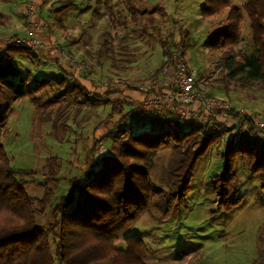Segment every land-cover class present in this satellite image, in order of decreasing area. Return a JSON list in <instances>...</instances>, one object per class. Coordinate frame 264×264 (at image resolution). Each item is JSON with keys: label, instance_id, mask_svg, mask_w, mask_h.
Returning <instances> with one entry per match:
<instances>
[{"label": "rangeland", "instance_id": "obj_1", "mask_svg": "<svg viewBox=\"0 0 264 264\" xmlns=\"http://www.w3.org/2000/svg\"><path fill=\"white\" fill-rule=\"evenodd\" d=\"M243 3L244 0L234 1L236 6ZM23 4L24 0H0V12L23 13L18 9ZM42 4L45 14L55 21L50 25L54 39L68 55L84 64L91 81L103 77L130 85L148 80L157 70L161 72L165 60L180 44L197 71L196 83L205 93L223 96L264 120V90L240 88L228 77L227 71L219 66L228 46L218 50L206 46L214 30L227 25L228 9L203 18L200 10L205 0H111V13L105 0H45ZM62 6L66 8L55 12ZM251 48V30L243 13L239 40L232 50L240 57ZM23 57L27 61L24 68L18 60L13 63L24 72L31 71L30 85L44 77H59L54 64L49 63L52 67L42 73L38 61ZM33 65L38 68L34 69ZM66 86L70 84L51 83L37 96L47 101L55 97L57 88ZM3 106L4 100L0 98V108ZM30 106L35 110L32 135L29 127L32 120L26 115ZM11 108L7 126L19 134L10 135L2 142L5 153L15 169L27 171L26 191L33 198L43 195L46 178L52 169L57 170L60 182L53 191L56 201L67 191L68 175L82 168L83 151L74 142L77 132L86 120L95 118L104 123L107 107L89 105L73 91L47 107L34 108L28 98H23ZM134 121L132 117L128 123ZM114 126L111 125L113 129ZM141 129H149V123L141 124ZM235 131H229L228 136ZM244 133L248 135L247 128ZM259 139L264 140V130ZM104 142L110 145L109 153L119 148L107 135L99 140L98 147L104 148ZM177 151L178 147L170 141L158 150L150 171L149 208L125 228L117 246L126 247L125 236L141 238L147 248V264H255L264 257V193L257 175L239 161L237 177L243 200L229 210L220 206L210 185L211 177L221 172L218 148L199 159L189 187L181 197H170L168 171ZM50 221V208L45 215H36L38 225L45 226Z\"/></svg>", "mask_w": 264, "mask_h": 264}, {"label": "trees", "instance_id": "obj_2", "mask_svg": "<svg viewBox=\"0 0 264 264\" xmlns=\"http://www.w3.org/2000/svg\"><path fill=\"white\" fill-rule=\"evenodd\" d=\"M105 1L108 6L111 4V0ZM234 1L205 0L200 10L203 18L228 9L227 25L214 30L206 46L212 50L228 46L219 66L240 88L263 91L264 0H244L239 6ZM65 8L62 6L55 12ZM109 12H112L111 6ZM243 13L248 18L252 48L237 57L232 49L239 40ZM26 51L29 52L27 47L10 45L0 52V98L4 100L0 108V264H147V248L141 238L125 236V248H119L117 243L125 228L149 208L150 171L158 150L168 141L178 147L168 177L170 197H181L189 187L197 162L212 150L221 131H214L204 122L184 127L178 117L161 114L158 119L153 113L147 130H136L128 122L114 126L107 136L119 145L117 151L102 154L81 176L68 178L66 193L56 201H53V191L60 179L57 170L52 169L43 195L33 198L26 191L27 171L15 169L2 143L9 133L8 113L16 101L28 98L38 109L76 91L89 105L110 103L109 121L120 117L127 105L119 100H108L107 93L103 96L86 90L66 74L59 79L42 78L30 85L28 75L13 63L14 54ZM158 75L155 73L151 78ZM65 82L70 86L57 88L54 98L43 101L37 96L51 83L62 85ZM241 120L236 132L222 145L221 172L210 180L219 205L227 210L243 200L237 177L239 161L257 175L264 193V140L259 139L250 119L242 117ZM154 126L156 130L152 129ZM245 128L248 135L244 133ZM48 208L51 221L45 226L38 225L36 215H45ZM255 264H264V257Z\"/></svg>", "mask_w": 264, "mask_h": 264}, {"label": "crops", "instance_id": "obj_3", "mask_svg": "<svg viewBox=\"0 0 264 264\" xmlns=\"http://www.w3.org/2000/svg\"><path fill=\"white\" fill-rule=\"evenodd\" d=\"M33 2L35 5V8L31 14H29L27 11L28 0H24L22 9L18 7L19 10H23V13H20L19 11L18 13H13V12H8V13L2 12L1 13L0 12V31H7V34L18 35L22 38H25L26 37L25 28L27 27L29 21H34L39 25V27L35 30V34H34V37L37 40L39 46L36 49H31L27 46H22V47H27L29 49V52L26 51V52H21L20 54H14L13 61L18 60V63L23 67V66H27V61L24 59L23 56L33 58L36 61H38L37 64L40 65L39 68L38 66L33 65V68L34 69L38 68L42 70V73L48 72V69L52 67L48 65L49 63L54 64V67H55L54 69L58 71L59 73V77L55 79H59L61 78V76L66 74L71 79H75L77 82L81 84V86H83L86 90L90 92L98 93L103 96L104 94L107 93L106 95H107L108 100L110 101L119 100V101L124 102L125 105H127L125 108L126 109L125 112H128L132 108V106L136 105L139 101L143 100L144 95L138 92L137 90L133 89L130 85H128V83L126 84L122 82L118 84L117 81H113V85L110 88H103V87L97 86L94 81L92 82L89 79L90 78L89 73L87 72V68L84 66V64L81 62H78L75 58L71 57V55H68L67 50L62 48V46L59 45L57 41L54 39V32H53V29L50 28V25L51 23L53 24V22L55 21L52 19L50 20V18L48 17L49 15L45 14V11L43 10L44 4L42 3H44L45 0H41V1L33 0ZM73 6H74V2H73V5H71V7ZM53 14L54 13H52L51 15ZM7 47H3L2 42H0V52H3ZM19 69L22 72H24L21 68ZM24 73L27 74L29 78L32 74L31 71H26ZM155 73L160 74V70H157L156 72H154V74ZM49 78H53V77H49ZM100 80H103V77H98L96 78L95 81H100ZM196 82H198V79ZM197 87L198 88L200 87L198 83H197ZM213 96L223 97L218 94L213 95ZM131 103H133V105H131ZM30 104L32 105L31 101H30ZM100 104H104L107 107L106 108V121L104 123H100V121L96 120L95 118L93 119L89 118L90 120L89 121L86 120V123H84V125L79 129V131L76 134L78 135V138H76L74 142L76 146H78V144L80 145L81 153L83 151L82 157H81L82 162H83L82 168L77 173L69 174L67 179L73 176H81L83 172L87 169L88 165L97 163L100 160L102 154L108 153V149L110 148V145L107 144V142H104V148L102 145L101 147H98V145L95 147V144L99 142V140H101L105 135H107L108 131L112 129L113 125H115V123L119 120L120 117L119 116L115 117L113 120L109 121V113L111 111V104L107 102L100 103ZM231 104L234 109L241 108V106H239L233 101L231 102ZM28 108H27L26 115L29 120H32V125L30 124L29 126L31 129V135H32V129L34 126V123H33L34 114L33 113L35 112V110H33L31 106ZM11 109L8 113V116L12 114ZM151 113H153V115H156L158 119L161 118L159 116L161 114H164V115L171 114V116L178 117L179 119H181L182 124L185 123L189 125L188 127L196 126L197 124L202 122L199 119L192 117V116L181 117L178 114V112L174 109L165 110L161 113H156L152 110L142 109L136 115L130 117V118L135 117V121L133 123H128V124H131L132 126H134L136 130H142L141 124L149 123L151 119V116H150ZM216 115L220 121L226 124V127L224 128L223 132L221 131V137L217 140L215 146L213 147L212 150L214 151H212V153L215 152L216 149L218 148L222 150L223 143L226 140H228L230 137L228 136V132L232 131L233 129L237 130V127L242 124L241 118L233 114V112L225 113V115H222V113L219 112ZM8 121H9V118L7 119V124H8ZM88 122L89 123L91 122V124L88 125ZM8 130H9V133L3 139V142H5L6 139H8L10 135L11 137H14L19 134L17 131L13 132V130L9 128ZM74 131H77V130H74Z\"/></svg>", "mask_w": 264, "mask_h": 264}, {"label": "built area", "instance_id": "obj_4", "mask_svg": "<svg viewBox=\"0 0 264 264\" xmlns=\"http://www.w3.org/2000/svg\"><path fill=\"white\" fill-rule=\"evenodd\" d=\"M35 5L33 0H28L27 11L31 14ZM39 25L29 21L25 28L26 37L0 33V42L3 47L9 45L27 46L36 49L39 45L34 37L35 30ZM197 71L188 62L183 46L177 44L170 57L163 65L158 76L145 81L133 82L130 86L144 95L132 108L123 113L115 123V127L129 121L131 116L140 110L147 109L156 113L174 109L181 117H195L216 131H224L226 124L217 118V113L233 112L236 116L247 117L254 125V130L259 137L264 130V120L249 111L239 108L234 109L231 102L219 96L206 94L202 88L196 85ZM97 86L110 88L113 85L111 79L95 81ZM223 139V138H222Z\"/></svg>", "mask_w": 264, "mask_h": 264}]
</instances>
